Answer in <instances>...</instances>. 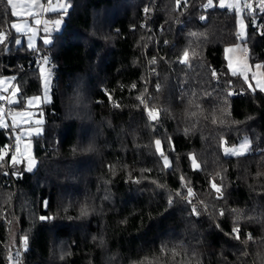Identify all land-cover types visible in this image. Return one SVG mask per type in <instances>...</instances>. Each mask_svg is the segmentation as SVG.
<instances>
[{"label":"trees","instance_id":"1","mask_svg":"<svg viewBox=\"0 0 264 264\" xmlns=\"http://www.w3.org/2000/svg\"><path fill=\"white\" fill-rule=\"evenodd\" d=\"M67 2L52 42L29 49L14 45L0 0V77L19 89L10 110L40 93L45 56L51 73L33 171L10 162L13 132L0 126V264H264V91L226 67L235 12L208 0ZM248 2L242 43L264 68V9ZM245 137L251 152L222 154Z\"/></svg>","mask_w":264,"mask_h":264},{"label":"rangeland","instance_id":"2","mask_svg":"<svg viewBox=\"0 0 264 264\" xmlns=\"http://www.w3.org/2000/svg\"><path fill=\"white\" fill-rule=\"evenodd\" d=\"M63 1V0H62ZM64 2V1H63ZM224 3L226 7L225 9L231 10L235 12L236 19H237V41L226 45L223 49V58L225 60L226 67L228 71L232 74V69L229 68V62L231 61L232 68L236 69L237 72L239 73L240 68L242 66H247L248 71L246 73L248 79L247 81L245 80L243 75L237 74L244 80L245 84L251 89V90H260L259 87H257V81H259L261 84H264V68L263 65L259 62H251L249 60L248 52L246 46L242 43V40L245 38V32H246V25L243 19V10L249 7H246L245 5H249L248 0H224ZM53 4V1H52ZM220 0H216V2H213V5H216L217 7L221 8L219 6ZM231 4L232 7H227V5ZM239 5V9L237 10L236 5ZM47 8L49 5H46ZM46 8V7H45ZM46 8V9H47ZM35 20L33 21V25L30 24V20L28 19H15L13 23H18V24H28L30 27H34L37 29L36 35L33 37V44L35 45V48L37 46L38 39L40 37L37 36L38 34V25L35 24ZM241 22L243 24V32L244 35L241 37L240 33L242 30ZM11 24V25H12ZM63 24V23H62ZM14 33L17 34L18 36L15 39L14 45L18 46L21 44H25L27 48L28 46V38L29 36L32 35L30 31L25 32V33H17L13 29ZM44 38H47L45 35H42L40 39H42V43L44 44L43 40ZM19 40L21 43L17 44L16 41ZM32 49V48H29ZM227 50V51H226ZM43 59L39 61V76H40V83H41V90L40 93L35 94V95H30L24 99L23 103V108H16L12 107V109L7 112V114L3 115V120L4 124L6 126H1V127H8L12 130L13 132V138H14V143H15V149L13 150L11 157H10V162L12 163V156L15 155L17 160H19V163H23L25 171H28V161L29 159H34L33 155V138L37 135H39L42 132V126H43V115L39 109V107L50 100V83H51V75L50 79L47 81V97H45V78L41 76L40 73V68L42 66ZM256 65H261L262 67L257 68ZM46 71L45 75L48 74L49 69L47 65H44ZM253 75H255V79H253ZM0 96L5 98V95L7 94V103L8 101H12V103H8L9 106L15 105L18 103V97L16 92L17 87L13 86L12 90L8 91V87L10 84H14V77L11 76H3L0 77ZM261 91V90H260ZM13 92H16V95L13 96ZM33 97H39L38 100L34 101L32 104H28L27 101ZM3 100H0V108H3ZM16 113H22L23 115H15ZM15 115V121L13 122L12 116ZM13 123L15 124V127L13 126ZM19 137V139H18ZM248 139V138H242L239 143L233 146H238L243 140ZM249 140V139H248ZM233 146H228V147H222V154L225 156H235V155H226L225 154V148H232ZM252 146L250 143V150L247 152H251ZM246 153V154H247ZM36 163L34 165L33 169L35 168ZM31 172V171H28ZM8 264V262L6 261Z\"/></svg>","mask_w":264,"mask_h":264},{"label":"snow or ice","instance_id":"3","mask_svg":"<svg viewBox=\"0 0 264 264\" xmlns=\"http://www.w3.org/2000/svg\"><path fill=\"white\" fill-rule=\"evenodd\" d=\"M7 4L9 6H11V14L12 16L14 17H17L18 19H22L23 17L21 16V13H19L16 9L18 7V4L16 3V0H6ZM29 2L31 3L32 6L34 7H40L43 11H52V12H55V11H61L63 12L65 15L67 14L68 12V9L71 7V5L67 2V0H64V2H59V0H57V3H56V6L53 7L52 5V0H48V5L49 7L47 9H43V5L42 4H37L36 3V0H29ZM176 3L177 5L179 6V4L181 3V0H176ZM20 7H24L25 9H28V3H23L21 5H19ZM213 6V0H208L207 4L204 5L205 8H210ZM219 6L221 8H224L226 7L225 3H224V0H220V4ZM246 7H251L250 5H245ZM227 7H232L231 4L227 5ZM260 7L262 9H264V0H260ZM236 8L237 10L239 9V5L237 4L236 5ZM148 9L146 8L145 9V12H147ZM28 16H32V12L31 10H28L27 12ZM201 19H205V17H201ZM41 23L40 20H35V24L39 25ZM62 23V21L60 19H57L55 22H54V25H55V28L58 29L60 24ZM241 26H242V30H241V37H243L244 35V32H243V24L241 22ZM11 28L14 29L17 33H25V32H28L30 31L32 33L31 36H29L28 38V46L29 48H32V49H35V45L33 44V37L36 35V32H37V29L34 28V27H30L28 24H18V23H13L11 25ZM43 31L45 33H49L50 32V29L47 27V22H45V26H44V29ZM192 35H197L195 33H193ZM6 39V36L4 33H0V43H3ZM44 44H50L52 41L50 38H44L43 40ZM17 44L21 43V41L17 40L16 41ZM227 51V50H226ZM155 61L153 60V63ZM182 62L184 63H187L188 62V52L185 51L183 53V60ZM48 64V58L45 56L43 58V63H42V66L40 68V73H41V76H43L45 78V97H47V81L50 79V75L51 73L48 72L47 75H45V67L44 65H47ZM257 68H260L262 67L261 65H256ZM229 68L232 69V75H237V74H240V75H243L245 80L247 81L248 77L246 75L247 71H248V67L245 65V66H242L240 68V71L239 73L237 72L236 69H233L232 68V64H231V61L229 62ZM253 79H255V75H253ZM2 83V82H0ZM133 87H135V85H133ZM159 85H157V90H159ZM257 87L260 88L261 91H264V84H261L259 81H257ZM19 89L16 90V92H18ZM16 92H13V96L16 95ZM5 99L4 97L0 96V100H3ZM39 97H33L31 99H29L27 101L28 104H32L34 101L38 100ZM138 99L140 100L141 104H145V106L147 107V104H146V101L143 97H138ZM8 103H12V101H8ZM119 106V105H117ZM148 114L149 116L155 120L158 118V114H159V110L158 109H149L148 110ZM3 115H4V109L3 108H0V126H6L4 124V120H3ZM15 115H23L22 113H16ZM15 115L12 116V120L13 122L15 121ZM13 126L15 127V124L13 123ZM19 139V137H18ZM156 145H157V150L159 151L160 148V144H161V141L157 140L155 141ZM250 150V141L248 139H245L243 140L238 146H233L232 148H225V154L226 155H235V156H241V155H245L248 151ZM161 155H163V153H161ZM4 156H5V153L4 152H0V161H3L4 160ZM20 161L17 160L16 156L13 155L12 156V164L15 165L17 163H19ZM36 161L34 159H29L28 161V171H32V168L34 167ZM192 163H193V167L194 168H198L199 167V164H197L196 160H195V157L192 158ZM165 166L167 167L168 166V161H167V158L165 157ZM183 179V178H182ZM211 187L216 191V193L218 194L217 198L218 199H222L223 198V190H222V186H218L215 182H212L211 184ZM187 192H188V196H192L193 195V191L191 188H188L187 189ZM177 195H180V193H177ZM169 203L171 204L172 201L171 199L169 200ZM189 203H191V201L189 200ZM234 212L236 210H233ZM193 213L194 214H199L197 209L195 208V206H193ZM224 212L223 210H220V215H223ZM41 220H45V219H48V217H40ZM239 227H234L233 228V233L235 234V238L237 240L240 239V235H239ZM248 239L251 240L252 239V236L251 234L248 235ZM23 247L25 249V251L27 250V245H28V238L27 236H25L23 238ZM162 253L168 251L165 247H162L161 249ZM170 251H172V253L174 255L178 254L176 253L175 249H171ZM19 256V253H17V257ZM12 257L9 256V260H11Z\"/></svg>","mask_w":264,"mask_h":264},{"label":"crops","instance_id":"4","mask_svg":"<svg viewBox=\"0 0 264 264\" xmlns=\"http://www.w3.org/2000/svg\"><path fill=\"white\" fill-rule=\"evenodd\" d=\"M53 1V7L56 6V3H57V0H52ZM64 1V0H63ZM62 0H59V2H63ZM16 3L18 4V7H17V11L19 13H21V16L23 17V19H28L30 20V24L33 25V21L34 19H38L41 21V23L38 25V34L37 36L41 38L42 35H45L47 38H50V35L53 34V33H56L58 31H60V29L62 28V23L60 24L59 28L56 29L55 28V25H54V22L57 20V19H60L62 21V16H53L52 11H43L40 7H34L31 5V3L29 2V0H16ZM23 3H28V9H25L24 7H20L19 5L23 4ZM36 3L37 4H42L43 5V9H46L48 5V1L47 2H44V0H36ZM10 9H11V6H9ZM46 7V8H45ZM28 10H31L32 12V16H28L27 12ZM12 11V9H11ZM55 12H59V11H55ZM61 12V11H60ZM16 20L18 19L17 17H15ZM19 20V19H18ZM45 22H47V27L50 29V32L49 33H45L43 31L44 29V26H45ZM39 38V39H40ZM38 39V40H39ZM41 42H42V39H40ZM12 87H13V83L10 84V86L8 87V91L12 90Z\"/></svg>","mask_w":264,"mask_h":264},{"label":"built area","instance_id":"5","mask_svg":"<svg viewBox=\"0 0 264 264\" xmlns=\"http://www.w3.org/2000/svg\"><path fill=\"white\" fill-rule=\"evenodd\" d=\"M48 0H44V2H47ZM35 59H38V53L36 52L35 53ZM3 107H4V112L5 114H7V112L10 111V107L7 103V94L5 95V99H4V102H3ZM15 149V146L13 144L10 145L9 147V151H13Z\"/></svg>","mask_w":264,"mask_h":264}]
</instances>
